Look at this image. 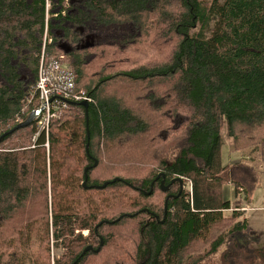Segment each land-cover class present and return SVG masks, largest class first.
Listing matches in <instances>:
<instances>
[{"label":"trees","instance_id":"obj_1","mask_svg":"<svg viewBox=\"0 0 264 264\" xmlns=\"http://www.w3.org/2000/svg\"><path fill=\"white\" fill-rule=\"evenodd\" d=\"M46 30L45 63L64 56L91 98L90 142L83 100L49 150L36 122L0 144V264H264L226 196L264 184V0H0V136L38 109Z\"/></svg>","mask_w":264,"mask_h":264},{"label":"built area","instance_id":"obj_2","mask_svg":"<svg viewBox=\"0 0 264 264\" xmlns=\"http://www.w3.org/2000/svg\"><path fill=\"white\" fill-rule=\"evenodd\" d=\"M51 43V38L45 31L44 49L39 67L38 80L35 86L38 98V112L35 120L33 144L31 148H35L38 144V139L45 134V146L49 150L48 134L50 124L59 119L62 112L68 109L71 103L80 101L90 102L91 98L85 90L75 92L76 74L74 70L67 64L65 57L61 56L59 60L52 64L45 63V49ZM191 193V191H190ZM249 207L235 208L237 211H246ZM85 236L88 235L84 231Z\"/></svg>","mask_w":264,"mask_h":264},{"label":"water","instance_id":"obj_3","mask_svg":"<svg viewBox=\"0 0 264 264\" xmlns=\"http://www.w3.org/2000/svg\"><path fill=\"white\" fill-rule=\"evenodd\" d=\"M72 105H75V104L72 103ZM80 106H83V107L86 109V117H87V137H88V143H87V148H86V149H87V152H88V147H89V142H90V131H89V129H88V114H87V110H88L89 104H88V102H82V103H80ZM37 115H38V112H37V111L33 112L32 114L29 115V117H28L25 121L21 122L20 124L16 125V126L13 127L12 129H10L8 132H6V133H4L2 136H0V144H1L2 142H4V140H5V138H6L7 136L13 134L14 132L18 131L19 129H24V128H27V127L32 126V124L35 122V120H36V118H37ZM97 165H98V160L94 159V165L91 166V167H87V168L85 169V172H84L85 180H84V183H83L84 188H88V187H87V182H88V179H89L88 171H89L90 169H92V168L97 167ZM161 176H163V179L165 178L164 175H159V176L157 177V180H158ZM122 181H123V180L120 179V178H115V179H113V180H110V181L104 182V184H102V185H97V186H94V187L97 188V189H104V188H106V187H107L108 185H110V184H114V183H116V182H122ZM176 181H178V182L181 184V186H182L181 188L184 189V186H183V180H182V179H177ZM164 182H165V180H163V181L161 182V188H162V190H163L164 192H167L168 189H169V186H167V187L164 186ZM153 187H154V183H152V185H151V190H150V192L147 193V195H150V194L152 193V191H153ZM171 197H173V196H168L167 200H168L169 198H171ZM167 200H166V203H165V213L167 212ZM118 220H120V219H118ZM118 220H117V221H118ZM117 221H116V222H117ZM108 223H109V222L106 221V222H102L100 225H102V224H108ZM103 244H104V241H103V239H101L100 247H99L98 249L94 250L92 246H89V247H87V248L84 250L83 255H84L85 253H88V252H91V251L99 252V251H100V248H101V246H102Z\"/></svg>","mask_w":264,"mask_h":264},{"label":"crops","instance_id":"obj_4","mask_svg":"<svg viewBox=\"0 0 264 264\" xmlns=\"http://www.w3.org/2000/svg\"><path fill=\"white\" fill-rule=\"evenodd\" d=\"M225 158V153H224V157ZM238 159V160H237ZM225 163H228L224 160ZM239 162V157L238 155L236 156V158L234 159L233 162L229 163H237ZM227 197L229 195V200L232 201V203H236L238 202L240 207H249L248 210L243 211L250 222L251 228L252 230L259 236H261V240L259 242V244L261 246H264V193L262 191L263 187L260 188L256 193L255 196L253 198V202L250 204H246L243 201V198L240 196L241 194H239L238 196H236V194L234 193V188L233 186H229L227 188ZM234 195H235V199H234Z\"/></svg>","mask_w":264,"mask_h":264},{"label":"rangeland","instance_id":"obj_5","mask_svg":"<svg viewBox=\"0 0 264 264\" xmlns=\"http://www.w3.org/2000/svg\"><path fill=\"white\" fill-rule=\"evenodd\" d=\"M34 128V127H33ZM32 144H33V141H32ZM32 146V145H31ZM50 147V146H49ZM223 151H224V153H225V158H224V160L226 161V162H228V163H231V162H233L234 161V159L236 158V156H237V153L234 151V148L233 147H230V145L229 144H225L224 145V147H223ZM223 157H224V154H223ZM238 160V159H237ZM263 189H262V191H263V193H264V184H263ZM191 188V187H190ZM188 186H186V191L188 192V190H190L191 191V189H190ZM234 193H235V191H234ZM226 196H227V194H226ZM236 196H238V195H236ZM241 196V195H240ZM228 198H229V195H228ZM234 199H235V195H234ZM237 204H239L238 202H234L233 203V206H236ZM88 233V232H87ZM63 252V249L62 248H58V247H54L53 248V253L54 254H57V255H59L60 253H62ZM203 264H222L221 263V259H220V253H218V254H216V255H214V256H212L211 258H209V259H206L205 261H204V263Z\"/></svg>","mask_w":264,"mask_h":264}]
</instances>
